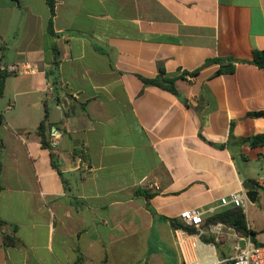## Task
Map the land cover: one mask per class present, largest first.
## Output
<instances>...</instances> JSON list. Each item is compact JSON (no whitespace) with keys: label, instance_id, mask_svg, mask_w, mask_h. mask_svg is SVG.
Masks as SVG:
<instances>
[{"label":"crops","instance_id":"1","mask_svg":"<svg viewBox=\"0 0 264 264\" xmlns=\"http://www.w3.org/2000/svg\"><path fill=\"white\" fill-rule=\"evenodd\" d=\"M48 1L0 0V66L27 67L2 73L0 264H231L249 236L208 218L233 192L264 243V189L242 187L264 166L247 141L264 134V0H50L52 17ZM160 70L176 93L140 79Z\"/></svg>","mask_w":264,"mask_h":264},{"label":"trees","instance_id":"2","mask_svg":"<svg viewBox=\"0 0 264 264\" xmlns=\"http://www.w3.org/2000/svg\"><path fill=\"white\" fill-rule=\"evenodd\" d=\"M49 2V6H50V13H51V17L53 15V5ZM51 17L48 21L47 24V32L49 34L52 33V21H51ZM232 60H224L221 58H214L211 59L209 61H207V63H219L220 67L217 70V73H230L234 70V65H232L230 62ZM251 64L257 66L258 68H264V51L261 50H254L252 53V59L250 61ZM140 79L142 80V82L145 85H153V86H157L160 88H163L165 90H168L172 93H176L174 86H173V82H174V77H169V76H165L163 71L160 70L159 74L155 77V78H144V77H140ZM2 85H3V75L0 74V92L2 90ZM253 116H264V110L259 111V112H254L252 113ZM47 110L45 109V114L43 119L40 121L38 127H37V133L40 137V142H41V146L44 148H49L52 149V146L47 142L46 137H45V129L47 126ZM0 121H1V116H0ZM247 141L250 143V145L252 146H263L264 145V134H259V135H254L251 136L250 138L247 139ZM1 147V145H0ZM53 166L57 168V165L55 164V162L52 160ZM139 193H142L143 196L146 198V200H148L153 193H149V192H143V191H138ZM170 224L171 226L176 229L178 227H182L181 224H179L177 221L170 219ZM208 222L210 223H222L225 224L229 227H231L237 234L241 235V236H249L252 240H253V236H254V232L252 230H250L247 227V222L245 219V215L243 213V209L239 208V207H232L230 209L224 210L218 214H215L213 216H211L210 218H208ZM188 232H192V230H187ZM11 243H13L14 241L11 240Z\"/></svg>","mask_w":264,"mask_h":264},{"label":"built area","instance_id":"3","mask_svg":"<svg viewBox=\"0 0 264 264\" xmlns=\"http://www.w3.org/2000/svg\"><path fill=\"white\" fill-rule=\"evenodd\" d=\"M27 67L24 64H7L0 66V74L12 73V74H23ZM6 110L10 109V106H6ZM86 155V151L82 150L80 153V160H84L83 157ZM254 184L256 187L264 189V166L261 173L255 178ZM244 193L233 192L226 197L220 199L222 205H231L233 207L244 208L243 202ZM202 213L198 210H183L178 214L180 222L189 227H193L198 230V236L202 234L200 229L203 224ZM174 233L180 242L179 236L186 239L189 237L187 232L181 228L175 229ZM229 261L231 264H264V243L255 244L249 237L244 238L241 246L235 244L233 247V254Z\"/></svg>","mask_w":264,"mask_h":264},{"label":"rangeland","instance_id":"4","mask_svg":"<svg viewBox=\"0 0 264 264\" xmlns=\"http://www.w3.org/2000/svg\"><path fill=\"white\" fill-rule=\"evenodd\" d=\"M187 234L191 235V233H189V232H187ZM191 241L192 240H189L187 242V246H185L183 248H184L185 254L193 259L194 257H193V254H192V246L190 244ZM163 253H164L165 258H166V259L164 258L165 264H181L179 262L178 258L176 257V255H174V252H172V251H164Z\"/></svg>","mask_w":264,"mask_h":264},{"label":"water","instance_id":"5","mask_svg":"<svg viewBox=\"0 0 264 264\" xmlns=\"http://www.w3.org/2000/svg\"><path fill=\"white\" fill-rule=\"evenodd\" d=\"M242 187L245 191V198L250 202L254 201L257 191L253 182L251 180H246L243 182Z\"/></svg>","mask_w":264,"mask_h":264},{"label":"bare ground","instance_id":"6","mask_svg":"<svg viewBox=\"0 0 264 264\" xmlns=\"http://www.w3.org/2000/svg\"><path fill=\"white\" fill-rule=\"evenodd\" d=\"M179 238L183 239L181 236H179Z\"/></svg>","mask_w":264,"mask_h":264}]
</instances>
